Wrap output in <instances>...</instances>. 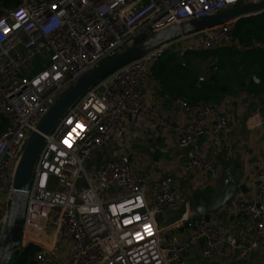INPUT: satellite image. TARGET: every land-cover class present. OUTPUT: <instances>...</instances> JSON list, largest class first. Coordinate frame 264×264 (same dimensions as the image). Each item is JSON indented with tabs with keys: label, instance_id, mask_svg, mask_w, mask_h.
Masks as SVG:
<instances>
[{
	"label": "built area",
	"instance_id": "2783aa9c",
	"mask_svg": "<svg viewBox=\"0 0 264 264\" xmlns=\"http://www.w3.org/2000/svg\"><path fill=\"white\" fill-rule=\"evenodd\" d=\"M16 1L0 15V109L9 121L0 135V185L10 183L12 197L28 140L58 99L104 62L177 29L173 37L93 86L45 136L27 197L20 249L36 245L37 264H62L40 247L51 228L69 245L70 264H184L199 242L203 255L215 258L226 242L224 225L193 211L186 219L187 241L180 242L168 228V217L186 204L171 175L148 180L134 170L129 154L103 165L90 163L113 139L123 118L154 114L141 100L142 89L164 57L184 59L234 46L241 19L188 31L184 27L264 0ZM38 55H47L48 64L26 74L24 67ZM179 106L186 117L177 128L178 147L186 151L182 168L215 178L216 165L199 139L224 132L228 118L206 103L180 100ZM248 124L264 128V115L255 113ZM258 181L257 196L235 207L256 222V230L248 243L232 241L233 253L250 255L264 237V171Z\"/></svg>",
	"mask_w": 264,
	"mask_h": 264
},
{
	"label": "crops",
	"instance_id": "0c3cea01",
	"mask_svg": "<svg viewBox=\"0 0 264 264\" xmlns=\"http://www.w3.org/2000/svg\"><path fill=\"white\" fill-rule=\"evenodd\" d=\"M6 3V0H0V15L8 8ZM227 49L240 50L235 42L234 46L209 54ZM248 49H259L264 56V50L257 42H253ZM165 58L174 57L166 56L163 60ZM184 59H178L181 65L185 62ZM262 63L264 65V57ZM240 66L232 80H221L213 67L210 83L206 77L202 82L199 79L197 88L191 87L188 92L182 91V88L180 91L177 86L165 85L163 76L166 71L157 74L158 65L155 66L144 83L141 99L144 104L153 108L154 114L123 118L120 127L113 133V139L96 153L90 163L103 165L115 157L129 154L134 170L146 179L161 173L171 175L175 182V192L186 200V204L181 205L167 221L168 228L180 242H185L190 237L186 219L195 211L192 195L201 190L204 194L212 193L217 182L225 175L232 179L240 178L238 185L245 187L246 192L237 190L225 207L210 214L212 224H222L225 227L226 242L219 248L217 256L213 259L206 258L203 255V242H199L188 253L184 264H264V237L250 255L230 250L232 241L248 243L256 230V222L238 213L235 207L238 202H246L257 196L258 176L264 171V128L253 129L248 124L255 113L261 112L264 115V68L254 67L252 64L249 68L251 72L246 73L242 64ZM220 88L224 90L221 91ZM209 97L214 100H206ZM180 100L210 104L220 108L228 118V127L224 132L216 135L206 133L199 139V145L216 165L215 178L207 173L191 175L182 168L186 151L178 147L177 128L185 122L186 117L179 106ZM2 115L5 114L0 109V116ZM48 233L49 240H44L40 247L52 259L70 264L69 245L59 239L57 232L51 228Z\"/></svg>",
	"mask_w": 264,
	"mask_h": 264
},
{
	"label": "water",
	"instance_id": "95a60500",
	"mask_svg": "<svg viewBox=\"0 0 264 264\" xmlns=\"http://www.w3.org/2000/svg\"><path fill=\"white\" fill-rule=\"evenodd\" d=\"M264 13V1L258 4H249L244 7L225 11L216 16L197 20L184 27L188 31L191 27L209 28L233 19L251 18ZM177 29H171L164 35L160 33L153 38L141 42L138 45L104 62L94 71L85 76L62 97L58 99L48 114L38 125L37 131L33 132L28 140L23 156L15 171L13 180V197L10 205V213L7 224L0 240V264H10L15 253L20 249L22 240L23 223L25 218L26 203L31 188L34 168L48 136L56 124L98 82L118 70L125 64L141 58L149 51L155 49L160 41H167L173 37ZM216 68H213L215 71ZM221 91L224 90L220 88ZM239 179H232L229 175L222 177L210 194L197 191L192 195V203L196 214L210 221V214L225 207L235 196L237 190L245 193V187L239 186ZM245 191V192H244ZM168 218H172L170 215Z\"/></svg>",
	"mask_w": 264,
	"mask_h": 264
},
{
	"label": "rangeland",
	"instance_id": "374dc122",
	"mask_svg": "<svg viewBox=\"0 0 264 264\" xmlns=\"http://www.w3.org/2000/svg\"><path fill=\"white\" fill-rule=\"evenodd\" d=\"M254 21V19H253ZM245 22L242 23L243 30L246 32V35L249 31H251L253 34L252 36L247 39H249L248 45H242L240 42L237 43L238 49H246V51H238L234 49H227L223 51H219L220 53H214L209 54L203 53V54H191L185 57L183 65L178 61V58L175 56H172L174 58H165L162 59V64L159 65L156 68V73H162L163 71H166L165 75L163 76L165 85H173L177 86V88L181 91V88L184 89L182 91L188 92L191 90V87H195L199 85V79L200 82L201 79L207 78L208 83H210L212 76V70L211 68H216V74H218L221 78V80L224 79H234L236 77L237 70L241 68L239 67V64H242L243 70L247 72H251L249 68H251V65L253 64L254 67H261L264 68V65L262 63L263 54L262 52L257 49L254 51H249V47L251 46V43L257 42L259 46L264 45V31L259 33L258 27H260V24H250L249 26H246L245 28ZM245 28V29H244ZM264 28V25H263ZM225 49V48H224ZM214 52V51H213ZM171 56V55H168ZM48 56L47 55H38L35 59L30 61L25 67L24 72L28 75H33L41 71L44 67V65L48 64ZM160 63V62H159ZM262 64V65H261ZM263 66V67H262ZM205 78V79H206ZM204 79V81H205ZM203 86H201V89ZM194 93H197L194 91ZM193 93V94H194ZM189 94V93H187ZM212 97V96H211ZM212 103V102H209ZM87 172L90 177H92V169L90 168V164L86 165ZM11 194V185L10 183L7 184H1L0 185V240L3 235L4 231V223H1L2 221H6L7 216H9L10 213V205L11 201L10 198L12 197ZM6 197V201L2 203V199ZM3 204V206H1ZM2 212V213H1ZM161 220V219H160ZM8 221V220H7ZM7 224V222H6ZM6 226V225H5Z\"/></svg>",
	"mask_w": 264,
	"mask_h": 264
},
{
	"label": "trees",
	"instance_id": "16d2710c",
	"mask_svg": "<svg viewBox=\"0 0 264 264\" xmlns=\"http://www.w3.org/2000/svg\"><path fill=\"white\" fill-rule=\"evenodd\" d=\"M7 3L5 4L8 8L12 7L14 5L17 4L16 0H6ZM254 19V21H253ZM246 23L245 24V28L246 26H249L250 24H260V27H258V31L259 33L264 31L263 25H264V13L255 17H251V18H245L239 21L238 25H237V29L236 32L234 34V43H238L240 42L242 45H248L249 44V39H247L248 37L250 38L252 36V32L249 31L248 34L246 35V32L243 30V28H241L242 23ZM244 28V29H245ZM252 44V43H251ZM158 66L161 65V61L160 63L157 64ZM156 65V66H157ZM214 80H215V76H214ZM214 100L213 98L209 97V99L206 100ZM194 103V102H191ZM9 127V121L7 119V117L5 115L0 116V135ZM2 213V212H1ZM40 250V248L36 245L33 244H29L27 247L22 248L20 250H18L15 255L13 256V259L11 261L10 264H37L35 262V254Z\"/></svg>",
	"mask_w": 264,
	"mask_h": 264
}]
</instances>
